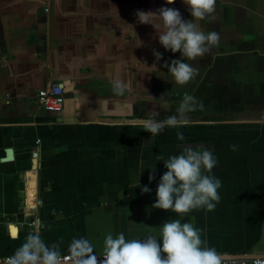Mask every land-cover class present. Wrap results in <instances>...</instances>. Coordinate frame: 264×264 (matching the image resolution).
I'll return each instance as SVG.
<instances>
[{"label": "crops", "instance_id": "crops-1", "mask_svg": "<svg viewBox=\"0 0 264 264\" xmlns=\"http://www.w3.org/2000/svg\"><path fill=\"white\" fill-rule=\"evenodd\" d=\"M161 7L192 19L183 0H0V257L36 230L62 255L79 238L101 256L108 234L159 237L179 218L152 208L163 161L186 148L211 151L217 163L207 174L222 184L214 210H192L183 222L222 259L264 257V0H216L215 19L196 21L220 40L184 58L197 70L185 85L164 66L181 53L136 16ZM117 80L130 86L122 96ZM51 82L65 89L59 113L38 100ZM185 95L197 109L178 127L155 138L145 131L148 111L176 114ZM8 149L13 159L3 161Z\"/></svg>", "mask_w": 264, "mask_h": 264}, {"label": "clouds", "instance_id": "clouds-1", "mask_svg": "<svg viewBox=\"0 0 264 264\" xmlns=\"http://www.w3.org/2000/svg\"><path fill=\"white\" fill-rule=\"evenodd\" d=\"M183 2L192 17L188 21L182 19L177 9L170 7L136 13L139 23L151 25L157 30L159 42L165 49L181 53L182 59L172 60L170 66L167 63L164 65L179 85L189 83L197 74V70L184 58L195 60L202 57L220 40L217 32H205L196 22L215 19L216 0ZM174 3L175 0H166V4ZM154 55L157 60L162 58L159 52L154 51ZM129 87L123 81L114 82L117 96H122ZM196 109L195 97L185 95L176 114L161 120L158 119L159 112L150 110L147 118L141 119L140 123L155 138L166 127H178L186 114ZM177 136L180 140L184 139L182 133L178 132ZM231 147L233 150L236 148L235 145ZM163 162L167 171L160 179L152 208L171 211L179 218L165 221L160 226L159 237L148 235L144 239H126L123 233L115 237L108 234L104 240L102 259H98L93 244L87 238L74 239L69 245L71 264H222L216 249L207 246L201 238L202 230L191 222H183L192 210L206 208L212 211L219 202L218 189L222 182L207 174L216 166V158L209 150L186 148ZM152 172L155 173V170ZM153 179L155 176L150 175L149 181ZM150 191L147 186L142 188L143 193ZM68 258L62 256L59 244H46L36 230L27 234L14 254L6 258V264H64Z\"/></svg>", "mask_w": 264, "mask_h": 264}, {"label": "built area", "instance_id": "built-area-1", "mask_svg": "<svg viewBox=\"0 0 264 264\" xmlns=\"http://www.w3.org/2000/svg\"><path fill=\"white\" fill-rule=\"evenodd\" d=\"M48 11V9H46ZM65 89L59 82H51L47 86L38 92V100L40 105L47 111L59 113L63 110L65 104ZM33 157L39 156V151L33 152ZM35 194L32 196L34 199ZM31 198V199H32ZM66 258L70 255H62ZM6 257H0V264H6ZM98 259H102L103 255L97 256ZM222 264H264V257L253 258H230L222 259ZM64 264H71L70 258L65 259Z\"/></svg>", "mask_w": 264, "mask_h": 264}, {"label": "water", "instance_id": "water-1", "mask_svg": "<svg viewBox=\"0 0 264 264\" xmlns=\"http://www.w3.org/2000/svg\"><path fill=\"white\" fill-rule=\"evenodd\" d=\"M13 156H14L13 149H8L6 151V157L3 159V161H11L13 159Z\"/></svg>", "mask_w": 264, "mask_h": 264}, {"label": "rangeland", "instance_id": "rangeland-1", "mask_svg": "<svg viewBox=\"0 0 264 264\" xmlns=\"http://www.w3.org/2000/svg\"><path fill=\"white\" fill-rule=\"evenodd\" d=\"M252 2H256V0H252ZM237 9L239 10L240 8H237ZM243 10H244L243 8L239 10L240 14L242 13ZM258 78L264 82V73H262L261 77H260V75H258Z\"/></svg>", "mask_w": 264, "mask_h": 264}]
</instances>
